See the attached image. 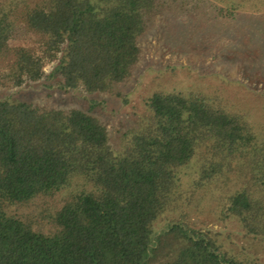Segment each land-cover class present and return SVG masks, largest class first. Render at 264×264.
Wrapping results in <instances>:
<instances>
[{
    "label": "trees",
    "instance_id": "obj_1",
    "mask_svg": "<svg viewBox=\"0 0 264 264\" xmlns=\"http://www.w3.org/2000/svg\"><path fill=\"white\" fill-rule=\"evenodd\" d=\"M246 3L264 0H0V264H254L185 220L209 198L264 238V129L250 110L156 87L118 130L106 111L130 103L157 33L191 48L175 31L199 9L219 23Z\"/></svg>",
    "mask_w": 264,
    "mask_h": 264
},
{
    "label": "rangeland",
    "instance_id": "obj_2",
    "mask_svg": "<svg viewBox=\"0 0 264 264\" xmlns=\"http://www.w3.org/2000/svg\"><path fill=\"white\" fill-rule=\"evenodd\" d=\"M260 6L257 10L246 3L238 9L235 20L219 23L207 19L210 15H204L206 7L199 9L189 26H181L175 31L185 36L187 33L194 35L196 42L191 48L183 47L179 39L173 41L171 30L157 33L148 53V66L142 70L141 78L129 93L130 103L123 106L116 99L109 102L107 113H111V108L115 109L113 116L110 115V125L118 130L131 122L130 119L134 120V110L140 107L142 97L152 89L162 87L217 92L234 108L250 110L254 121L261 123L264 129V4ZM170 20L168 17L163 22ZM235 36L238 40L233 41ZM40 91L39 94L43 95ZM53 94L64 99L65 103L71 102L67 94L57 91ZM60 202V195L55 199L47 198L45 203L38 199L20 211L38 215L44 207L48 209ZM186 211L185 220L191 226L217 232L218 240L229 253L254 264H264V238L245 235L234 219H220L214 200L206 198L199 204L193 202ZM175 215L179 216L178 213Z\"/></svg>",
    "mask_w": 264,
    "mask_h": 264
}]
</instances>
